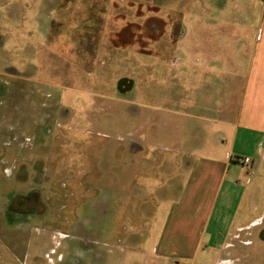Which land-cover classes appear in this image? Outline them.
<instances>
[{"label": "rangeland", "instance_id": "374dc122", "mask_svg": "<svg viewBox=\"0 0 264 264\" xmlns=\"http://www.w3.org/2000/svg\"><path fill=\"white\" fill-rule=\"evenodd\" d=\"M209 1L0 0V264H163L146 218L171 197L142 173L135 132ZM217 1L258 15L264 0ZM120 143L132 149L121 162ZM140 184L147 197H129ZM255 217L260 230L223 248L230 264H264V191Z\"/></svg>", "mask_w": 264, "mask_h": 264}, {"label": "crops", "instance_id": "0c3cea01", "mask_svg": "<svg viewBox=\"0 0 264 264\" xmlns=\"http://www.w3.org/2000/svg\"><path fill=\"white\" fill-rule=\"evenodd\" d=\"M209 2L211 14L192 20L191 35L183 24L176 72L160 95L148 87L145 127L135 132L143 136L135 152L143 150L142 173L161 178V192L171 197L162 213L148 207L146 218L144 243L163 264H230L223 248L234 231L262 224L255 212L264 191V1L258 15L229 14ZM116 149L120 162L127 149L132 154L122 143ZM116 176L120 184L122 173ZM143 185L128 196L147 197ZM137 236H130L135 253Z\"/></svg>", "mask_w": 264, "mask_h": 264}, {"label": "built area", "instance_id": "2783aa9c", "mask_svg": "<svg viewBox=\"0 0 264 264\" xmlns=\"http://www.w3.org/2000/svg\"><path fill=\"white\" fill-rule=\"evenodd\" d=\"M237 160L244 163L245 165H250L253 163V159L250 156H238Z\"/></svg>", "mask_w": 264, "mask_h": 264}, {"label": "water", "instance_id": "95a60500", "mask_svg": "<svg viewBox=\"0 0 264 264\" xmlns=\"http://www.w3.org/2000/svg\"><path fill=\"white\" fill-rule=\"evenodd\" d=\"M120 83H121V84H122V83L124 84V83H126V82H125V80H122ZM128 85H129V83H128Z\"/></svg>", "mask_w": 264, "mask_h": 264}]
</instances>
